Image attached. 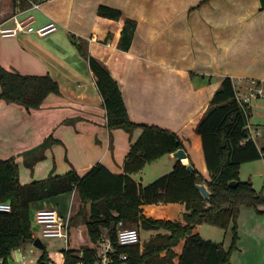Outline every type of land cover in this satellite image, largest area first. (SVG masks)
I'll list each match as a JSON object with an SVG mask.
<instances>
[{"label": "crops", "instance_id": "0c3cea01", "mask_svg": "<svg viewBox=\"0 0 264 264\" xmlns=\"http://www.w3.org/2000/svg\"><path fill=\"white\" fill-rule=\"evenodd\" d=\"M203 1L199 0V3ZM212 1V5H215V0ZM237 1L251 2L252 10L245 16L249 18L257 15L263 18V28L260 30L255 29V22L251 21L254 25L252 34H264V11L259 13L260 0H229L238 6ZM35 3L40 7L34 9L32 4L30 9L16 13L0 25L1 28H13L17 19L31 15L35 19V25L54 22L58 26L55 33L45 37L35 33H20L10 38L0 35V64L3 68L22 75H50L60 87V94L48 95L40 109L27 111L21 105L0 100V159L16 158L21 172L20 183L27 185L47 179L51 175H65L72 170L84 175L97 163L103 164L114 174H122L131 144L136 143L143 134L142 128H137L131 138L122 129L113 130L112 133L109 131L106 110L95 75L88 58L81 53L79 47L87 49L90 56L100 60L118 82L130 119L138 124L166 129L179 135L188 155V159L182 160L183 163H192L207 179L208 170L202 142L196 133L198 123L206 114L224 77H231L235 84V77L256 78L224 71L214 79L212 74H215L216 67L213 68L214 71L206 68L200 74L192 75L188 70L180 68L176 62H171L166 53L171 44H167L166 40L173 31L164 22L165 15L161 8L144 0H41ZM100 6L119 9L125 17L137 22L129 51H123L118 46L123 20L114 21L99 16ZM232 10L236 9L231 7L223 13H231ZM203 11H206L205 6ZM214 13L215 11L209 15ZM217 13V17H220V10ZM215 23L219 24L217 21ZM235 24L234 22L233 25ZM180 33L183 34V30L180 29ZM252 44L262 54L259 57L264 62V43ZM243 87L249 88L251 85L240 88L244 89ZM250 126L254 131H259L258 128H253V124ZM261 135L260 132L254 140L259 149L264 147ZM49 137L60 140V144L47 150L46 159L31 171L24 165L23 154ZM176 161L173 153L150 163L151 172H155L158 177L156 180L172 172ZM131 177L138 184L145 185L142 178L135 174ZM240 179L242 180L241 175ZM67 194H71L73 198L71 197L66 210L54 208L58 202L49 199L32 204L31 212L41 208H53L65 214L69 209L72 210L77 192ZM166 204H169V208L176 207L178 221L184 222L185 203ZM151 208V205L143 207L147 217L166 221L173 219L172 214H165L161 210V213L149 211ZM248 210L246 207L240 210L245 221L252 212ZM200 227L201 225L196 226L194 233H198L205 240L219 243L214 238H204L198 231ZM78 228L82 234L84 231L87 233L86 224L73 227L71 222L70 240L68 244L65 243V251L78 249L76 251L79 252L82 246L90 245L79 242L75 235ZM232 228L230 226L228 229L232 232ZM239 229L240 224L238 234ZM152 232L151 238L160 233L154 230ZM211 232L216 234L215 229ZM231 240V237H226L222 243L226 250L230 248ZM179 246L181 243L175 248L178 255L181 254L177 249ZM35 249L33 243L17 249L12 253L11 264L29 263L32 259L28 260L27 255L32 254ZM48 258L49 261H55L50 256Z\"/></svg>", "mask_w": 264, "mask_h": 264}, {"label": "trees", "instance_id": "16d2710c", "mask_svg": "<svg viewBox=\"0 0 264 264\" xmlns=\"http://www.w3.org/2000/svg\"><path fill=\"white\" fill-rule=\"evenodd\" d=\"M40 1L0 0V18H3L0 24ZM208 1L204 0L201 4ZM260 10L264 11V0H260ZM98 15L109 20H123L118 46L123 51H129L137 22L125 17L121 10L108 6H100ZM79 49L88 58L95 75L109 131L122 129L131 138L137 128H142L143 134L131 144L122 174H114L97 163L84 175L72 170L65 175H51L47 179L22 185L16 158L0 159V202L12 206L10 213L0 212V260L11 264L13 251L34 242L30 220L32 204L76 191L82 209H89V216L84 219L92 242H97L102 231L107 230L115 244L119 222L139 231L166 232L158 233L143 245H116L119 253L127 254V264H232V253L239 240L237 219L241 208H255L258 213H264V209H260L264 207V196L254 189L251 182L240 179L241 165L264 158V148L259 149L255 141L247 139L251 109L241 107L234 80L229 76L222 79L196 128L202 142L208 178L205 179L192 163L177 160L172 172L145 186L138 184L132 174L142 171L147 164L164 155L183 149L184 142L172 131L133 122L122 90L108 68L90 56L87 49ZM0 86V100L21 105L27 111L40 109L48 95L60 94L58 82L50 75H22L6 70L1 64ZM56 144H60V140L49 137L25 152L24 165L33 171L39 162L46 159L47 150ZM188 165L194 169L190 171ZM232 182L236 184L231 185ZM201 184L209 187V199H205L198 189ZM159 203H185L184 222L154 219L144 214L145 205ZM202 224L225 229L233 226L230 248L226 250L222 243L205 240L194 233L196 226ZM182 240L185 244L178 255L175 248ZM79 253L76 250L65 251L67 264H76ZM83 253L85 260H92L94 252L91 249L85 248ZM39 261L47 262L49 258L44 254Z\"/></svg>", "mask_w": 264, "mask_h": 264}, {"label": "rangeland", "instance_id": "374dc122", "mask_svg": "<svg viewBox=\"0 0 264 264\" xmlns=\"http://www.w3.org/2000/svg\"><path fill=\"white\" fill-rule=\"evenodd\" d=\"M144 1L161 8L165 15L164 22L173 31V34L169 35L166 40L167 44H171L169 49L166 50L171 62H176L180 68L188 70L192 75H198L206 68H211L214 71L213 68L216 67L215 74H212L214 79H216L219 73L224 71L240 76L247 74L246 76L250 75V77L256 79L235 77V81L239 82L242 86L260 83L258 85L264 91V79H262L264 78V62H261L259 57L262 54L252 44L254 42L257 45H262L264 43V34L254 35L251 31L254 26L251 21L255 22V29L260 30L263 28V18L257 15L249 18L245 16L252 10L250 1H237L238 6L237 3L229 2V0H215V5L214 3L212 5V0L205 2V4L199 3V0ZM204 6L206 11L202 12ZM231 7L236 10H232L231 13H223L230 10ZM219 10L220 17H217ZM213 11L215 13L212 16L209 15ZM262 12L260 10L259 13ZM3 16L4 14H2ZM216 21L221 25L215 23ZM229 22L231 24H228ZM234 22L236 23L235 25H233ZM248 22L250 23L248 24ZM37 26L35 25V27ZM180 29L183 30V34L180 33ZM251 105L253 107L251 108L249 123L253 124L254 129H259L262 134L261 138L264 139V95L253 100ZM258 140L259 138H257V142H259ZM150 167V164H147L142 171L135 173L136 177L143 179L145 185L158 178L155 172H151ZM240 175L243 182H252L254 189L264 196V158L242 164ZM71 197V194H66L60 196V198L58 196L51 198L54 202H58L54 208L66 210L69 208L67 204L70 202ZM65 203L66 205L64 206ZM168 205L166 203L152 204V208L149 211H165V214H172V221H178L177 208H169L170 206ZM246 209L252 212L249 216L250 218L247 217L246 219L248 222L245 221L244 215L239 214L238 216L240 240L237 247H239L232 253L231 261L232 264H264V213H258L255 208L246 207ZM260 209H264V207H260ZM80 210L81 214L77 215ZM35 212H31L30 220L33 235L37 238L40 232L36 225ZM72 213L73 216L76 215L72 220L73 227L85 224L84 217L89 216V209L87 207L82 209L81 200L77 195H74ZM159 213L161 212L159 211ZM212 229H215V235L211 232ZM79 230L80 228L76 231L74 230L79 242L81 244L85 242L90 244L89 246H82L81 250L85 248L91 249L97 242L89 241L88 234L85 231L82 234ZM152 231L140 229L142 245L144 244L143 242L150 240ZM198 231L204 238H214L219 243H223L226 237L227 239L229 237L233 238V233L229 229L219 228L210 224H202ZM160 232L165 233L162 230ZM44 244L45 249L42 251L33 250L32 254L29 253L27 255L28 260L38 261L45 254L57 263L63 261V252L66 249L63 239H47L44 240ZM184 244L185 241H182L181 246L177 248L180 253H182ZM27 252H29V249Z\"/></svg>", "mask_w": 264, "mask_h": 264}, {"label": "built area", "instance_id": "2783aa9c", "mask_svg": "<svg viewBox=\"0 0 264 264\" xmlns=\"http://www.w3.org/2000/svg\"><path fill=\"white\" fill-rule=\"evenodd\" d=\"M34 9L39 8L38 3H33ZM1 25V24H0ZM58 30V26L54 23H47L45 25L35 27V19L29 15L22 19L15 21V27L13 28H1L0 35L4 38L15 37L20 33H35L40 37L48 36L55 33ZM237 100L239 101L243 109H251V102L255 99L263 97L264 91L258 84H250L251 87L244 89L240 88V83L236 82ZM239 87V88H237ZM248 140H255L256 136L260 134L259 131H254L250 123L247 125ZM12 206L10 203L0 202V212L10 213ZM73 213L72 210L65 214H62L59 210L53 208H41L35 212L36 225L39 228L40 238L43 242L47 239H63L66 244L70 240L71 222ZM36 237L34 236V240ZM140 233L136 228H127L123 225V222H119L117 229L116 243L112 241L107 230L102 231L101 236L97 243L91 248L94 252L91 261L84 259V253L78 254L79 260L76 264H127V254L118 252L116 247H125L140 244ZM0 264H4L3 260H0ZM24 264H67L65 255L63 261L57 263L55 261L40 262L31 260L29 263Z\"/></svg>", "mask_w": 264, "mask_h": 264}, {"label": "water", "instance_id": "95a60500", "mask_svg": "<svg viewBox=\"0 0 264 264\" xmlns=\"http://www.w3.org/2000/svg\"><path fill=\"white\" fill-rule=\"evenodd\" d=\"M223 146L225 147L224 141H223ZM174 157L179 161L188 159V155L184 149H180L177 152H175ZM188 169L192 171L194 168L192 165H188ZM235 184H236L235 182L231 183V185H235ZM198 189L200 190L201 194L203 195L205 199H209V197L211 196V193L206 187V185H203V184L198 185ZM33 247L36 248L37 250L42 251L45 249V244L40 238H36L33 242Z\"/></svg>", "mask_w": 264, "mask_h": 264}]
</instances>
